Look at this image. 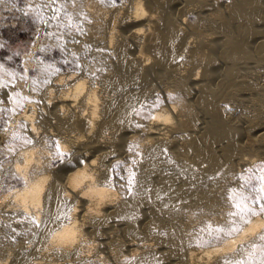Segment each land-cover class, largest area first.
<instances>
[{
  "label": "bare ground",
  "instance_id": "1",
  "mask_svg": "<svg viewBox=\"0 0 264 264\" xmlns=\"http://www.w3.org/2000/svg\"><path fill=\"white\" fill-rule=\"evenodd\" d=\"M105 1H100L95 8L94 5L91 6L94 11L91 8L92 10L87 14L104 13L109 7L105 8ZM131 1L132 5L129 6V13L125 12L126 15H123L126 16L127 21L125 26L129 29L125 36L121 34L122 40H124L116 41L118 31L115 28V23L120 21L118 19H121L120 17L117 18V15H115L113 21L114 26L105 37L107 39L105 40L107 41L106 51L109 50V53L112 52L115 59L117 58L116 70L109 75H105L107 77L103 81L96 80L95 78L99 76L93 77L92 74L90 75L83 70L79 73L72 70L65 71V73L58 71L57 73L60 72V74L54 79L52 78L53 81L51 80L50 85L44 88V94L42 91V94H39L42 99H39V102L27 99L23 104L20 103L21 106L13 113V118L7 124V130L13 132L9 138L10 140L7 141V150L12 149L15 157L13 161H5L6 163H3L2 166L0 164V170H6V172L11 170L15 177L19 178L20 186H13L12 190L9 189L10 192L8 190L7 194L1 197L0 209L3 213H9L15 218H20V221L21 219L25 221V227L31 229V246H27L26 249H20L22 247L19 246L17 252L11 253L12 255L9 253L6 257L0 258V264L101 263L103 257L99 256L100 251L106 247L109 248L111 241H113L109 235H104V230L108 231L106 228L111 227L114 223L117 225L119 222L122 223V226L124 225V234L131 237L127 244H124L125 253L129 254V257L127 256V260L122 264H163V259L168 254L150 249L154 243L152 242L153 239L146 238L147 235L158 228L163 216L166 214L172 213L175 215L182 210L184 211V209H187L188 212L194 201L206 202L207 198L210 199V195L216 197L217 195L215 196L213 193L208 194L209 197H207V193L213 188L209 189V184L208 182L206 184L205 180L226 176L231 171L230 164H234L232 158L243 148V145L238 143V137L241 133L237 132L233 125L227 124V120L225 121L227 115L224 119L223 114L229 112L227 108H224L225 106L223 107L224 103L227 104V102L222 103L221 101L227 99L230 101L232 97V100L235 99L234 92L240 90L238 88L243 89L241 86L245 84L248 86V81L245 82L246 79L243 80V75L241 76L240 70H237L239 69V67H236L238 64L252 61V58H256L259 61L258 63L260 61L264 63V39L258 41L259 38L257 37L258 43L255 44L256 46L252 50L249 47V40L257 36L254 24L257 23V20L260 21L262 16V14L260 16V11L264 10V8L261 10V0H227L228 5L226 3L225 6L229 7V11L225 8L226 15L223 14L224 11L221 13L217 10L218 13L216 12V14L214 12L218 17L217 20L219 21L217 23L219 24L214 23L213 18L215 17H213L212 25L209 23V28L222 38L220 40L221 44L218 41L220 49L218 48L217 58L227 66H225L223 73L224 77H221L222 80L217 81L216 86L210 83L215 72L213 67L217 60L215 59L216 54L214 53L215 57L206 54L203 49L205 43L200 45L199 40V46L195 47L188 44V40H186L188 34L184 24H190L193 27H191V30H194V27L201 28L202 25L204 27L208 25L207 21H211V18L206 20L208 18L200 17L201 14L199 15V13V16L196 15L192 18L190 15H193L192 11L195 8H202V6L204 8L210 1H214L213 4L217 5L216 3L219 0ZM110 2L112 3V0ZM92 4L94 3L92 2ZM175 4L176 6L180 4V8L175 12L176 14L179 12L180 18L178 17V19L173 14ZM203 8L202 10H204ZM211 8L213 7L211 6ZM197 9L196 11H198ZM93 16H91V19ZM95 18L97 17L95 16ZM123 22L125 20L120 21L118 24L122 26ZM188 25H186V29ZM233 25H236V27L234 26V28ZM125 26L124 29H126ZM197 29L195 28V31ZM97 33L99 32L97 31ZM97 33H95L96 38H98ZM210 33L208 32L209 35ZM258 35H260L259 31ZM121 36H119L120 39ZM210 43H212V39ZM135 48H137V52L130 57L129 52L132 49L135 50ZM211 48L213 49V47ZM134 50L130 53L133 54ZM81 52L85 51L82 49ZM193 61L201 63L203 66L202 72L192 75V73L189 74L186 71L188 68L186 69L183 65ZM42 71L44 72V70ZM108 73L110 72L108 71ZM163 76H166V82L167 78L172 80L171 88L163 85L166 88L163 87L162 91L159 89L161 92L155 94L156 90L154 91L155 87L152 81L155 79L158 81L157 78L160 79ZM162 79L160 80L162 81ZM34 81L36 80L34 79ZM34 86L37 87V85ZM249 86L251 85L249 84ZM237 93L239 92L237 91ZM191 95L194 101H191ZM196 106L203 109V111L205 110L204 112L210 115L209 118L211 117L210 121L212 120V124L199 134L191 133V131H196L197 127ZM143 115L147 119V124L139 128L136 117ZM230 121H232V118ZM259 121L253 119L248 125L252 130L258 128L256 139L251 138L264 144V127L260 126L262 122L259 123ZM137 133L140 137L136 135ZM170 133L172 134L170 135L171 138H168L167 136ZM220 142L224 145L220 148L221 153L218 154L215 150H219L221 146L216 149L215 145H221ZM177 145H180V149L178 148L180 153L178 149H176L177 152H174V147ZM123 151L132 152V154H128V157L130 156L133 159V164L130 163V165L125 166L126 169L123 167L126 170L125 183L115 180V174L113 175L112 172L114 169L112 166L114 167L115 164L120 162H118L119 158L122 159ZM251 159L254 158L251 157ZM243 160V158H240L237 166L246 164V161ZM247 162L249 163L251 160ZM201 165H205L201 174L208 188L205 189L206 191L193 188L190 183L191 179L189 180L195 170L199 171ZM198 171L197 174H199ZM174 177H182L183 183L175 185L174 182L177 179L173 180ZM219 180L221 181V179ZM233 191L230 193L228 190L231 196H229V200L232 198L235 201L236 195ZM212 196L211 198H213ZM259 197V199L264 197V172L261 175ZM237 200L235 204L237 206L241 205L240 209H242L238 210L250 213L247 209H243L248 208V203L247 206L243 205L245 207H242V204ZM238 203L240 204L238 205ZM235 208L237 207L235 206ZM147 209L150 210L152 216H149L151 218H148L141 225L139 222H142L141 219L146 216ZM249 210H253L252 207ZM255 211L250 217L243 216L242 219L239 218L241 217L240 214H237L238 217H231L230 222L227 221L228 223H226L225 221L218 225V229L215 225V229L222 231L224 234L222 242H218V244L216 242L212 246L206 245L207 247L200 250L191 249L186 261L182 259L176 264H208L214 257H221L222 255L227 256L222 258L221 264H237V260H232V254L229 255L231 250L235 247L240 248L239 245L245 244L249 237L252 238L253 235L264 228V207L259 212ZM244 212L242 215H244ZM150 213L147 216L151 215ZM185 235L173 230L167 236L178 237L183 245L187 239H191ZM134 239H137V241ZM140 250H143V252L138 255ZM218 257L216 258L218 259ZM110 258L114 263L120 259L117 252ZM177 258L179 259L180 256Z\"/></svg>",
  "mask_w": 264,
  "mask_h": 264
},
{
  "label": "rangeland",
  "instance_id": "2",
  "mask_svg": "<svg viewBox=\"0 0 264 264\" xmlns=\"http://www.w3.org/2000/svg\"><path fill=\"white\" fill-rule=\"evenodd\" d=\"M100 1L104 2V0H100ZM100 1L99 0L98 1L97 0H92V1L91 0L90 1L89 0H87V1L86 0H73V2H74L73 3L72 0H0V140L2 139L0 141V164H1V166L3 165V163H6L7 161H13L14 157H15L14 152H12L13 151L12 149L7 150V145H8L7 141L10 140L9 138L13 134V132L11 133L12 130H7V124L13 118V115H14L13 113H15V111L18 109V107L21 106L20 103L23 104L24 101H26L27 99H31L33 101L39 102V99H42L41 98L42 96L39 94H42L43 90H45L44 88H46L47 85H50V83L53 81V79L57 75L60 74V72L57 73L58 71H62L61 73H65V71L69 72L68 70H70V71L72 70L75 73H79L80 71L81 72L86 71L90 75L92 74L93 77L99 76L98 78H95L96 80H98V81L102 80L103 81V79L105 80V78L107 77L105 75H107V74L109 75L114 70H116L115 63H116L117 58L115 59V55H113L111 51H110L111 53H109V50L106 51L107 41H105V40H107V39H105V37H107L106 35H108L111 28L114 26L113 21L115 19V15H117L116 16L117 18H119V17L121 19L123 18V20H121V19H118V20H120V21L125 20L126 23L123 22L122 26L120 24H118V23H120V21L119 22L117 21L118 23L117 22L115 23L116 26L118 25L117 27L115 26L116 30L118 31V32L116 31L117 32L116 33V41L120 42V40L121 41L124 40V39L122 40V36H125V34L128 33L129 29L127 28V26H125V25H127V21L125 19L126 16H123V15H126V13H129V10H130L129 6L131 7L132 1L131 0H124V1L123 0H112V3H111L110 2L111 0H109V1L106 0L105 1L106 2L105 8H107L109 6L108 7L109 10L106 9V11L104 13L102 12V14L98 13V12L87 14L92 9H93L92 11H94V8L98 6V3H100ZM234 1H236V0H234ZM92 2L94 4H92ZM213 2L210 1L206 6H204V8L202 6V8L204 10H202L201 7H197L198 9L195 8V10L192 11L193 13L191 12L193 15H190V17L192 18L193 16H196L199 13V15L201 14L200 17H203L204 19L208 18L206 20H209L211 18V21H207L208 25H205V27L202 25L201 28L194 27V30H191L193 27L190 24L188 25V23L184 24V26H185L186 33L188 34L187 35L188 37H186L187 38L186 40H188L187 41L188 44L196 47V46H199V44H200L199 41H200L201 42L200 45L205 43V47H203V49H204L206 54H210L213 57H215L214 55L216 54L215 59H217L219 62L217 60L215 61L216 64L213 67V70L215 69L214 70L215 72H214V76H213L212 81H210L211 85L215 84L214 86H216V84L218 83L217 81L222 80V78L224 77L223 73H224L226 65L223 61H221L217 58V55H218V52L220 49V44H221L220 40H222V38L220 37L219 34L218 35L215 34L211 30V28H209L210 27L209 23H210V25H212V22H213L212 18L215 17V18H213V20L216 21V22L214 21V23L216 24L217 21H219V20H217L218 19V17H216L217 15H215L217 10L222 13L223 11L224 12L226 11L225 8L228 10L229 7L225 6L226 3L228 5L227 0H219L216 3L217 5H214ZM88 3H90L91 5H89ZM95 3H96V6H95ZM260 3H259V5L262 6V8H261V6H260V8H261V10H263L264 0H261ZM126 4H128V5H126ZM210 4H212V5H210ZM208 5H210V6H208ZM91 6H93L94 8H92ZM179 6H180V4H178L177 6L175 4L174 5L175 8H173L174 17H176L177 19L180 15H178L179 12H177V14L175 12L178 8H180ZM211 6L213 8H211ZM77 7H79V8L77 9ZM124 7L125 8L127 7V8L125 9ZM123 8H124V10H123ZM220 8H222V9L220 10ZM196 9L198 11H196ZM74 10H79V11H74ZM121 12H123V13H121ZM214 12H215V14H214ZM224 12H223V14L226 15L227 11L225 13ZM96 13H98V14H96ZM91 14H93L94 16ZM261 14H262V16H261ZM98 15H100V16H98ZM91 16H93L92 19H91ZM95 16L97 18H95ZM260 16H261L260 21L257 20L258 24L256 22H255L256 24H254V28L257 32V36L254 38H251V40H249L250 41L249 47H251L250 50H252L253 47L256 46L255 44L258 43V41L264 39V37H263L264 36L263 35L264 34L263 33L264 32V10L260 11ZM98 18H100V19H98ZM105 19H106V21H105ZM94 23H95V25H94ZM218 24L219 23H217V25ZM89 25H90V27H89ZM186 25H188V28H190V29L187 28L188 29L187 30ZM236 25H233V27L234 26L236 27ZM124 26L127 30L124 29ZM100 27H101V29H100ZM108 28H110V29H108ZM195 28H198L199 30L197 29L195 31ZM91 29H93V30L91 31ZM207 29H209V30H207ZM100 30L102 33L100 32ZM122 30H123V32H122ZM97 31L99 33H97ZM188 31H190V32L193 31V32L190 33ZM198 31H199V33H198ZM210 31H212V33H210ZM258 31H259L260 35H258ZM91 32H93V33H91ZM208 32L210 33V35L208 34ZM95 33L98 34V38H96ZM121 34H122V36H121ZM189 34H191V35H189ZM216 35H217V37L215 38ZM119 36H121V39ZM205 36H209V37L206 38ZM101 37H102V39H101ZM261 37H262V39H260ZM213 38H215V39H213ZM211 39H212V43H210ZM255 39H256V41H255ZM257 39H258V41H257ZM189 41H191L192 43ZM218 41L220 42V44ZM207 42H209V43H207ZM206 43H207V45H206ZM213 43H214V45H213ZM83 44L85 45L86 48L84 47ZM98 45H102V46H98ZM88 46H89V48L87 49ZM206 46H208V47H206ZM214 46L217 48H215ZM211 47H213V49ZM206 48H208V49H206ZM209 48H211V49H209ZM82 49L85 52H81ZM93 49H95V50H93ZM136 49L137 48H135V50L132 49V50H134L133 54L130 53V52H132V50L129 52L130 57H132L135 54V52H137ZM212 50L213 51L215 50L216 52L215 51L213 52ZM252 59H253L252 61L251 60L246 61L245 63H243V64L241 63V65L238 64L236 66L237 68L239 67V69H237V70H240V72L239 71L238 72L241 74V76L243 75L242 76L243 80L246 79L245 82L248 81L247 82L248 86L245 84V85L241 86L243 89L238 88L240 90H236L234 92V98L235 99L232 100V98H233L232 97L230 99V101H229V99H227L226 101H221L222 103L227 102V104L224 103L223 107L225 106L224 108H227L229 110V112H227V113L225 112L226 114L225 113L223 114L224 119H225L226 115H227V117L229 116L228 118L226 117L225 121L227 120L226 121L227 124H230V126L233 125V128L235 127V130H237V132L241 133L238 137V139H239L238 143L240 145H243L242 146L243 148H241L242 152L240 150V152L238 154H236V156L234 158H232L233 159L232 161L234 164H230L231 165L230 166L231 171H229L226 174V176L219 177L218 179L217 178L209 179L208 181L205 180L206 184H207V182L209 184L208 188L209 189H211V187L213 188V189L209 190V193H207V197H209L208 194H211V193H213L215 196L217 195L216 197H213L212 195H210L209 198L213 200L212 201L213 203L208 198H207L208 201L206 199L207 204H205L206 203L205 201L202 202L201 200L199 202L194 201L193 202L194 205L192 203L191 208H189L190 210L188 209V212L186 211L187 209H184V211L182 210V211H180V213L178 212L179 214L176 213L177 215L176 214L174 215L172 213H169L168 215L166 214L165 216H163L162 221H161L160 225L158 226V228L154 232H151V233H149V235H147L146 238H148L150 240L153 239L152 242L154 243V245L150 249H153V251L157 250V252L159 251L161 253L166 252L168 254V255L166 254L167 255L166 258L163 259V262H164V263L162 262L163 264H172L173 262H174L173 264H176V263L182 261V259H183V261H184V259L186 261V259L188 258V254H189L191 249L192 250H195V249L200 250V249H203L204 247L215 245L216 242H217V244H218V242L219 243L222 242L224 234L222 231L216 230V229H218V225H220L221 223H223L225 221H226V223L230 222L231 217L234 218L237 216V214H240L239 215V216H241V217H239L240 219H242L243 216L244 217H248V216L250 217V215H253L254 212H256L255 210H257V212H259L264 207V201H263L264 197H262L263 200H262V198L259 199L260 198L259 197L260 180H261V175L264 172V144L258 142V140H255L256 136H257L256 134H258V128H253L254 130H252V128H250V125H248L249 122L253 119H256L258 121L261 119L259 121V123H261V122L262 123H261V125L260 124L259 125L262 128L264 127V126H262V125H264V111H263V109H264L263 108L264 107L263 106L264 105V88H263L264 87V63L263 62L261 63V61H260V63H261L260 64V63H258L259 61H257L256 58H252ZM28 60L32 61V62H29ZM254 60L256 61L255 63H254ZM198 62L199 61H195V62L193 61L189 64L185 63L183 66H185L186 69L188 68L186 71H188L189 74L192 73V75H193L194 73H197V72L200 73L203 70L202 69L203 66L201 65L200 62L199 63ZM29 63H31V64H29ZM113 63H114V65H113ZM223 63H224V65H223ZM111 65H112V67H111ZM87 66H89L88 69H87ZM92 66H94V67H92ZM113 66H114V68H113ZM216 66H218V67H216ZM42 70H44V72ZM93 70L95 72L91 73V71H93ZM108 71L110 73H108ZM46 72H48V73H46ZM49 73H51V74H49ZM96 73H98V74H96ZM103 75H104V77H103ZM163 77L165 79H162ZM163 77L162 78L160 77V79H162V81L159 78H157L158 81H160V82H158L156 79L152 81L154 83L153 86L155 87V89L154 88L153 89H154V91L156 90L155 94L160 93L167 86L168 87L170 86V88H171V81L172 80L170 78H167V82L169 81L167 83L166 82V76H163ZM247 78H248V80H247ZM34 79L36 81L33 82ZM249 84L251 86H249ZM254 84H255V86H253ZM256 84L259 86H257ZM34 85H37V87ZM163 85L166 87H164ZM260 86L261 87L263 86L262 89ZM254 87H255V89H253ZM159 89L160 90L162 89V90L160 91ZM237 91L239 93H237ZM257 93H259V94H257ZM43 94H44V92H43ZM38 95L40 96V98ZM191 97H192V95L190 96V98ZM237 98H239V99H237ZM240 98H242V99H240ZM255 98H256V101H258V102L255 101ZM262 98H263V101H262ZM163 99H166V98H163ZM236 99L238 102L236 101ZM191 101H194V99L191 98ZM232 101H233V103H232ZM228 102H230V103L228 104ZM236 103L238 104V106ZM230 104L233 106H231ZM234 105H236L237 107ZM195 108H196L195 111L197 114V127H196V131H191V133L199 134V132H201L207 126H210V124H212V120L210 121L211 117L209 118L210 115L208 113L204 112L205 110L203 111V109H201L197 106ZM261 109H262V112H261ZM146 111H148V110H146ZM231 111H233V112L230 113ZM231 116H233V117H231ZM144 117H145L144 115L141 117H139V116L136 117L137 122H139L138 123L139 128L141 126H144L147 124V119H146V117L145 118ZM231 118H232V121H230ZM244 125H245V127H248L250 129L245 128ZM246 132H247V134H246ZM4 133H6V134H4ZM248 133L250 136L248 135ZM136 135H138L140 137L139 133H137ZM170 135H172V134L170 133L167 137L171 138ZM254 135H255V137H253ZM242 136H244V137H242ZM251 137L255 138V139H252ZM248 142H249V144H248ZM250 142H251V144H250ZM223 143H225V142L223 141ZM223 143H221V145H218V144L215 145L216 149L219 146H221V147H219V150L217 149L218 151L215 150L218 154L221 153L220 148H222V146L224 145ZM4 145L6 147H2ZM177 146L174 147V152H177L176 149H178V148L180 149V147H179L180 145H177ZM179 149H178V152H179ZM6 152H8V153H6ZM242 153H243V155H242ZM6 154H7V156H6ZM128 154H132V152L130 153L128 151L127 152L125 151L121 155L122 159L120 160V158H119V160H118V162L119 161L120 162L119 163L117 162L118 164H115L114 167L112 166V168H114L112 170L113 175L115 174L114 179L121 181V183H125V180H126V177H125L126 176V170H125L126 167L125 166L130 165V163L133 164L132 163L133 159H132V157L130 158V156L128 157ZM9 155H10V157H9ZM251 157L254 159H251ZM240 158H243L244 159L243 161H246V164L245 163L242 165L239 164L237 166V164L239 162L238 160H240ZM247 158H249V159L245 160ZM7 159H9V160H7ZM250 160H251V162H249L250 163L249 164L247 161H250ZM232 165H234L233 170H232ZM203 166H205V165H203ZM203 166L202 165L199 166V168H200L199 171L195 170L194 171L195 173H193L191 175L192 177L190 176V178H189V180L191 179L190 183L193 186V188H195V189L198 188L197 190H199V191H200V189H202L201 191L208 189L207 185L204 183V180H203L202 174H201V172H203V170H202L204 168ZM197 171L199 174L196 173ZM31 172H32V170H31ZM176 177H174L173 180ZM225 178H226V180H225ZM176 179H175L176 182H174L175 185H180L184 181L182 179V177L181 178L179 177ZM219 179H221V181ZM210 180H212V181H210ZM211 183H213V184L211 185ZM201 184H203V186H201ZM221 184H222V186H221ZM229 185H231L230 188H229ZM13 186L14 187L20 186L19 178L17 176L15 177V175L11 172V170L10 171L7 170V172H6V170H0V199L3 195L7 194L9 189L12 190L14 188ZM192 186H191V188H192ZM203 187H204V189H203ZM215 187H217V188L219 187L221 189L216 188L214 190ZM11 190H9V192ZM216 190H218V191H216ZM228 190L230 193L232 191H233V193L235 192V195H236L235 201L238 199L237 201H239L242 204V207H245L243 205L247 206V203H248V208H243V209L244 210L247 209L250 213L243 211L244 215H242L243 212L242 211L240 212L238 210L241 208L240 207L241 205L237 206V204H235V201H233L234 199L232 200V198H230L231 200H229L230 193L228 192ZM219 191H222V192L220 193ZM211 196L214 199L211 198ZM243 201H245V202H243ZM240 203H238V205ZM210 205H211V207H209ZM235 206L237 208H235ZM250 206L252 207L253 210H249V208H251ZM254 206H255V209H254ZM240 210H242V209H240ZM146 211H147V213H145L146 216H144L141 219L142 222H139V224H141V225H143L147 221L148 218H151L149 216H152V213H150L149 209H147ZM148 213H150L151 215L147 216ZM245 213H247V214L245 215ZM12 216L13 215H9V213H6V212L3 213V211L0 209V258H3V256L6 257L9 253L13 254V253L17 252L20 248L19 246L22 247L20 249H24V248L26 249V248L31 246L30 245L31 244V229H29V228L27 229V227H25L26 225L24 224L25 221L23 219H21V221H20V218L18 219V218H15L14 216L12 217ZM9 219H11V220H9ZM15 221H16V223H15ZM115 224L116 223H114V225H112L111 227L106 228V230H108V231L104 230V232H105L104 235H109L111 240L114 241V243H112L113 241H111V246L109 248L106 247L100 251L99 256L103 257L102 258L103 261L101 263L91 262L90 264H110V263L111 264H122L125 260H127V256L129 257V254L127 255V253H125L126 249H124L125 248L124 244H127L128 240H130L131 237L124 234L125 233V231L123 230L124 225L122 226L121 222H119L117 225H115ZM205 225H206V228H205ZM215 225H217V228ZM200 226L202 227V230H201ZM172 229L174 231H178V232L186 234L185 236L189 237L191 239L190 240L187 239L186 242H184V244H183L184 246H183L181 244L180 240L178 239V237H176V236L175 237L174 236L168 237L167 236L171 231H173ZM262 229H264V228H262ZM262 229H261V231L257 232L255 235L252 236V238L254 237V239L249 237L250 239L248 238L249 240L247 239V241H245V244H241L242 246L239 245L240 248L235 247V249L231 250L229 255L231 256V254H232V260H234V261L237 260V264H264V230H262ZM117 233H118V235H117ZM189 233L192 235H190ZM203 233H204V235H203ZM257 235H258V237H256ZM164 237H166V238H164ZM135 241H137V239ZM117 243L120 245L118 246ZM155 243H156V245H155ZM116 245H117V247H116ZM160 248H161V251H160ZM238 248H239V250H238ZM111 250H112V252H111ZM105 251H106V254H105ZM115 251L118 254V258H120L121 260L118 259L114 263V261L110 257L114 253H116ZM240 251L243 255L240 253ZM141 252H143V250H140L138 255ZM102 254H103V256H102ZM249 254L252 256H250ZM256 255L258 256V259H257ZM108 256H110V257H108ZM179 256H180V258L178 259L177 257H179ZM225 256H227V255H222L221 257L216 256V257H218V259L216 257H214L212 259V261L214 263L212 261H210L211 263L209 262L208 264H215V263L221 264L223 261L222 258ZM237 258H239V259H237ZM186 264H188V263H186Z\"/></svg>",
  "mask_w": 264,
  "mask_h": 264
}]
</instances>
